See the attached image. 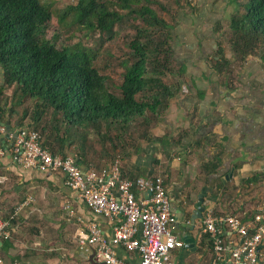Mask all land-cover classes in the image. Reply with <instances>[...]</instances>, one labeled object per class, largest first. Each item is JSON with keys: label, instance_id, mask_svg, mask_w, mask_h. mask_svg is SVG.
<instances>
[{"label": "crops", "instance_id": "crops-1", "mask_svg": "<svg viewBox=\"0 0 264 264\" xmlns=\"http://www.w3.org/2000/svg\"><path fill=\"white\" fill-rule=\"evenodd\" d=\"M217 37L218 33L193 15L181 22L172 40V61L177 69L162 81L176 87L177 92L151 127L144 131L142 120L133 123L122 142L124 148L118 149L126 178H150L162 171L173 219L169 226L184 243L171 253L174 264H210L214 253L202 232L207 209L217 215H236L243 221L248 213L264 205L261 61L249 58L236 67L217 69L211 61L218 50ZM231 75L236 76L230 78ZM9 109L7 106L2 117L8 130L7 152L0 158L4 172L0 176V214L16 211V222L11 224L7 247L1 249L0 243V260L3 264H99L79 250L76 237L82 226L76 219H67L60 205L69 201L75 217L82 223H96L107 240L113 236L112 224L88 209L77 192L64 185L61 172L24 168L13 161L8 151L12 136L20 127L19 122L26 128L30 123L21 107L13 112ZM150 117L147 114V120ZM140 131L144 133L137 137ZM101 151V146L94 145L91 154L85 155V162L95 164L93 167L109 163L105 154L96 153ZM68 154H74L83 170L89 168L75 150L69 149ZM215 158L219 159L218 166L207 172ZM255 175H259V182L246 184ZM203 190L206 210L192 223L194 204ZM28 196L30 203L15 207ZM219 233L228 249L240 241L227 227ZM185 238L192 243L185 244ZM114 251L125 262L138 263L134 253L119 246ZM261 252L264 253V242ZM219 264H230L228 254Z\"/></svg>", "mask_w": 264, "mask_h": 264}, {"label": "trees", "instance_id": "trees-1", "mask_svg": "<svg viewBox=\"0 0 264 264\" xmlns=\"http://www.w3.org/2000/svg\"><path fill=\"white\" fill-rule=\"evenodd\" d=\"M175 2L177 17L165 7L154 9L153 0H76L59 11L46 0H0V68L4 84L0 85V116L7 106L9 112L21 107L41 145L52 155L63 158L71 149L86 163L85 155L98 145L102 151L96 153L105 154L112 161L119 154L118 149L124 148L122 142L133 123L142 120L144 131L151 127L177 92L176 87L162 82L168 73L175 72L172 40L181 24L179 0ZM227 2L234 11L238 6L240 12L224 21L230 25V57L220 48L211 61L223 70L255 57L264 71V0ZM195 10L191 7L190 13ZM163 11L172 23L162 16ZM53 19L65 31L72 28L85 37L93 34L92 44L79 42L72 47H57L46 38L47 26ZM123 23L134 34L124 48L125 55L118 59L121 81L113 91L114 82L104 72L110 64L102 63L101 57L107 49L105 45L117 34L115 27ZM219 23L215 25L216 33L226 25ZM4 86L12 88L11 92L3 93ZM147 114L151 116L149 120ZM218 161L215 158L207 172L214 171ZM3 173L0 169V176ZM259 179L255 175L246 184L255 185ZM253 214L254 211L248 213L243 221ZM14 216L9 221L7 211L0 214L10 226ZM204 234L212 250V239ZM9 238L10 235L0 238L1 249L7 247Z\"/></svg>", "mask_w": 264, "mask_h": 264}, {"label": "built area", "instance_id": "built-area-1", "mask_svg": "<svg viewBox=\"0 0 264 264\" xmlns=\"http://www.w3.org/2000/svg\"><path fill=\"white\" fill-rule=\"evenodd\" d=\"M3 134L4 126L0 123V158L7 152L2 143ZM8 151L13 161L24 168L61 172L64 185L77 192L88 209L112 224L113 236L107 240L96 223H82L75 217L69 201L60 205L67 219H76L82 226L77 232V246L95 263L130 264L116 255L114 248L119 246L134 253L138 257L137 264H174L171 253L182 248L184 243L169 226L173 220L171 204L161 170L150 178L128 179L122 174L119 156L103 167L91 166L83 170L74 154L62 158L42 148L37 133L31 130H19ZM27 203L28 199L22 205ZM224 227L240 239L231 249L219 235V230ZM11 232L10 223L0 217V238H8ZM202 232L212 239L214 256L210 264H219L224 254H228L230 264H264V253L261 252L264 205L258 206L252 218L244 222L236 215H214L207 209ZM0 264H3L1 260Z\"/></svg>", "mask_w": 264, "mask_h": 264}, {"label": "rangeland", "instance_id": "rangeland-1", "mask_svg": "<svg viewBox=\"0 0 264 264\" xmlns=\"http://www.w3.org/2000/svg\"><path fill=\"white\" fill-rule=\"evenodd\" d=\"M228 0H179V6L180 10L178 11V17L180 19L181 23L183 22L186 17L190 14L193 15L196 19H200V21H203L205 23L206 28H211L212 30L215 29L216 23H219V21L222 22V24H226L223 26V28H219L220 33H218L219 37H217L218 46L217 49L220 48L224 50V55H227L230 57V54L228 52V40L230 37V25L224 21H228L231 14L234 13H240L238 11V6L235 7L229 4L227 2ZM247 1V0H246ZM46 2L50 3L52 5V8L56 11L62 10L65 8L68 4L76 3V0H46ZM210 3V4H209ZM207 4H209L207 7ZM152 7L154 9H157L159 7H165L170 10V12L177 17V10L178 6L175 2V0H153ZM191 7H195L196 10L193 13H190ZM231 10H230V9ZM162 16L166 19L167 22L172 23L170 16L164 11L162 12ZM217 21L216 23H213L214 21ZM220 24V23H219ZM116 30V36L114 39L105 46H107L106 50L104 51V54L101 57L102 63H108L110 64L109 70H104V72H108V76L111 80H113L114 89L113 91H116V86L120 84L121 81V72L122 69L119 65L118 59L122 58L124 53V48L126 47L129 40L132 38L134 32L133 30L129 29L127 23H123L122 25H117L115 27ZM72 33L74 35H72ZM97 35V34H96ZM91 37H85L84 34L80 32H73L72 28L68 29V31L63 30L56 22L55 19L50 21L49 25L46 29V37L56 44L57 47H72L75 44L81 42L85 46H90L93 41L94 35H90ZM255 58V57H252ZM174 69H177V66L174 64ZM236 67V65L234 66ZM114 68V69H111ZM261 73L264 76L263 69L261 70ZM236 75H231L230 78H234ZM0 83L3 84V74L0 68ZM4 85V84H3ZM10 87L4 86L3 87V93H10L11 92ZM5 95V94H4ZM30 105V104H29ZM6 109V108H5ZM28 203L31 202V198L28 196ZM22 200H20L15 207H17ZM11 214H7V217L11 216ZM16 222V219L14 220ZM12 234V233H11ZM12 236V235H11ZM1 257V255H0Z\"/></svg>", "mask_w": 264, "mask_h": 264}, {"label": "water", "instance_id": "water-1", "mask_svg": "<svg viewBox=\"0 0 264 264\" xmlns=\"http://www.w3.org/2000/svg\"><path fill=\"white\" fill-rule=\"evenodd\" d=\"M3 124V122H2ZM5 130H8V126L5 125ZM3 142V139H2ZM204 196H205V192L204 190L197 195V200L194 204L195 210L193 211V215L191 216V221L193 223L195 218H200L202 216V213L206 210L203 202H204ZM185 244H190L192 243V240H190L189 238H185ZM1 243V242H0Z\"/></svg>", "mask_w": 264, "mask_h": 264}, {"label": "clouds", "instance_id": "clouds-1", "mask_svg": "<svg viewBox=\"0 0 264 264\" xmlns=\"http://www.w3.org/2000/svg\"><path fill=\"white\" fill-rule=\"evenodd\" d=\"M47 38V37H46ZM48 39V38H47ZM1 71H2V69H1ZM2 74H3V72H2ZM0 85H1V83H0ZM7 109V108H6ZM2 117L0 116V123H2L3 121H2V119H1ZM30 123V122H29ZM19 124V128H18V130H17V132L19 131V130H27V131H29V130H31V131H34V132H36L35 130H33L30 126H31V124H30V126L28 127V128H26L25 126H23L22 125V123H18ZM5 125L7 126V124L5 123V122H3V126H4V134H3V147H5V149H7V146H5V137L7 138V131L5 130ZM17 132L16 133H14V135L12 136V140H13V138L16 136V134H17ZM37 133V132H36ZM37 135H38V133H37ZM38 137H39V135H38ZM39 142H40V145H41V139H40V137H39ZM12 143V142H11ZM41 147L42 148H44L45 150H47L45 147H43L42 145H41ZM9 149V148H8ZM48 151V150H47ZM6 152V151H5ZM49 152V151H48ZM50 153V152H49ZM68 155H70V154H68ZM116 156H119V154L118 155H116ZM115 156V157H116ZM114 157V158H115ZM120 157V156H119ZM2 158V157H1ZM111 162V161H110ZM109 162V163H110ZM108 164V163H107ZM106 165V164H105ZM104 166V165H103ZM103 166H101V167H103ZM100 168V167H99ZM25 200H27V198H24V200L21 202V204H20V206L22 205V203L25 201ZM26 205V204H25ZM214 214V213H213ZM1 242V241H0ZM2 261V260H1ZM3 262V261H2Z\"/></svg>", "mask_w": 264, "mask_h": 264}]
</instances>
